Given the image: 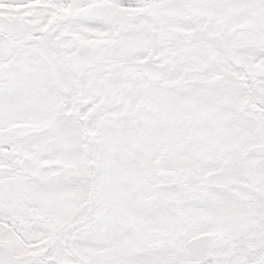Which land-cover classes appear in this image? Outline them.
Masks as SVG:
<instances>
[{"label": "snow or ice", "instance_id": "6c2138e0", "mask_svg": "<svg viewBox=\"0 0 264 264\" xmlns=\"http://www.w3.org/2000/svg\"><path fill=\"white\" fill-rule=\"evenodd\" d=\"M0 264H264V0H0Z\"/></svg>", "mask_w": 264, "mask_h": 264}]
</instances>
